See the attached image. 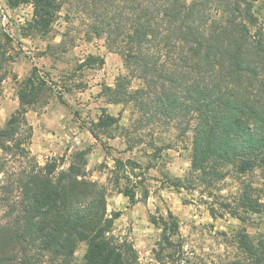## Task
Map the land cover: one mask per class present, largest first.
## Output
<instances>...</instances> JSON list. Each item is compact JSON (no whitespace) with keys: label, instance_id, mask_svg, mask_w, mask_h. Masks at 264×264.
Here are the masks:
<instances>
[{"label":"trees","instance_id":"1","mask_svg":"<svg viewBox=\"0 0 264 264\" xmlns=\"http://www.w3.org/2000/svg\"><path fill=\"white\" fill-rule=\"evenodd\" d=\"M21 4L34 7L41 32L63 9L79 15L123 57L127 74L105 91L111 103H132L139 114L140 126L122 127L129 141L131 128L155 121L190 134L191 166L175 186L200 190L214 218L264 214V0H9ZM4 52L0 44V94ZM22 83V107L0 128V264H78L83 241L85 264H134L133 244L112 233L120 212L108 211V184L88 175L87 150L76 151L68 167L57 158L41 164L32 153L27 107L47 80L35 71ZM117 122L103 114L91 132L100 140L98 129ZM114 161L111 184L134 204L142 166ZM229 178L237 188L223 193ZM153 222L165 233L179 230L172 213ZM238 235L243 256L232 264H264V237L254 243Z\"/></svg>","mask_w":264,"mask_h":264},{"label":"rangeland","instance_id":"2","mask_svg":"<svg viewBox=\"0 0 264 264\" xmlns=\"http://www.w3.org/2000/svg\"><path fill=\"white\" fill-rule=\"evenodd\" d=\"M33 17L31 4L11 7L9 0H0L2 70L6 72L0 94V128L22 107V82L36 71L47 86L27 107L32 153L41 164L57 158L68 167L76 151L87 150L88 175L108 184V211L120 212L112 233L133 244L134 264H232L242 258L235 246L238 234L247 233L252 242H259L264 237V214L247 215L244 221L230 215L214 218L210 201L200 190L175 186L174 179L184 178L191 166L190 134L182 137L177 126L158 121L138 130L135 126L141 120L134 104L109 101L106 86L114 87L128 70L105 36L89 32L87 20L79 15L69 17L63 9L51 29L41 32L33 25ZM90 56L96 59L89 60ZM140 83L133 78L134 88ZM103 114L115 116L118 122L98 129L97 140L91 129ZM131 124L135 125L131 128L134 140L129 141L122 127ZM114 158L142 166L137 169L143 173L138 180L143 179L135 188L134 204L111 184ZM236 185L229 178L222 192L231 193ZM170 213L176 216L179 230L165 233L153 220L168 218ZM87 248V242L78 244V264H85Z\"/></svg>","mask_w":264,"mask_h":264}]
</instances>
